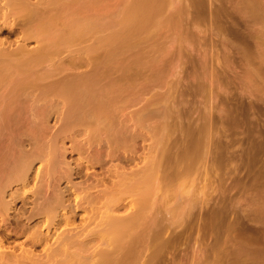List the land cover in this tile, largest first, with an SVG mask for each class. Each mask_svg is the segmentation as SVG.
Segmentation results:
<instances>
[{
	"label": "rangeland",
	"instance_id": "obj_1",
	"mask_svg": "<svg viewBox=\"0 0 264 264\" xmlns=\"http://www.w3.org/2000/svg\"><path fill=\"white\" fill-rule=\"evenodd\" d=\"M263 14L264 0H0V171L3 170L6 173H10L12 169L15 171L19 168L18 165H20L23 157L21 147L32 152L38 150V153L39 150H42L41 152L48 150L47 154L44 153L43 159L39 158L40 161L37 159L34 162V165L30 168L28 177L24 178L25 180L22 179L24 181L20 179L15 182L13 181L14 183L11 182L12 180L4 182L7 184L11 182L8 189L6 188V196L8 199L13 197L11 199L14 200L11 204V211H8V216H4L5 224L1 220L2 217H0V237L3 240L4 246H6L5 248L10 251L12 249L16 254H20L23 248H31L32 258L35 259L37 255L34 264H43V258H48L44 255L47 251L50 252V254L47 253L49 255L48 264H95V260L103 258L100 254L105 251L104 247H106L105 244L107 243L105 238L108 237V235L104 237V233L110 231H105L102 229L103 227L97 226L103 220L105 222V209L103 206L100 208L103 205L101 204L103 200L92 195V197L87 198H92L90 201L94 204L90 202L89 206V200L85 198L88 200V203L85 200V202L81 203L80 208L76 207L74 198L75 192L77 193L78 189L72 193L67 187L69 182L67 183V180L62 177L59 180L57 178L59 175H56L54 171L57 157H59L58 152L55 150H63L64 148V150H68L66 160L67 162L69 161V165L74 169L70 183L78 186L82 181L81 185H84L85 183L88 184L89 181H94L96 177L102 176L106 180L104 182L108 184L112 178L114 179V175H109V177L107 174L106 169L109 166V161L102 158L105 155L104 150H115V146L118 148L116 150H122L124 147L134 150L135 147V150L139 151L135 157H139L137 158L138 160L142 158V160L140 162V160L136 159L137 163L136 161H131L130 163L133 166L143 165L142 162L146 160L143 158L146 151L143 152L142 150H147V147L149 149L150 145L148 146V144H152V134L156 133L155 135L157 136L158 129L162 127V124L159 125L158 122L162 123L163 121L164 124L162 117L164 114V110H162L163 106H160V104L154 105L153 103L163 96L161 100L164 99V101L175 96L176 99L178 98L176 102L181 104V109L193 106L192 108L197 110L194 112V117H198L197 119L199 117L203 118V116H200L202 113V115H205V118H200V121L195 120V123L183 120L185 132L182 129L181 132L183 131L184 134L180 130L177 133H173L174 136L172 138L178 143L176 147L175 144L170 150H175L176 148L177 150H186L184 147H187L189 151L198 150L200 154L204 153L202 156L204 159L206 158L205 160L203 159L206 163L205 165H208V168L210 166L208 171L210 170L209 172H211L212 170L211 174L215 173V175L217 174V176L225 178L222 180L224 182H222L218 180L219 177L217 178L214 175V178L212 175L214 179L212 180L216 182L214 183L216 190L215 193L212 192V199L209 200L204 209L199 211L200 213H198V210L202 204L199 200H194L193 202L188 197H183L182 201L179 198H177V201L175 199L176 203L173 202V206L175 207L172 208L169 220L172 224H170L166 232L162 233L163 235L160 234L163 239L169 237L168 241H165V239L161 240V245L159 246L160 248L161 246L167 247L166 251L165 249L164 251L166 253L168 251L166 257L168 259H165V262L159 259V261H155V264H264V116L258 108L248 110L249 115L252 112L254 121L250 118L251 115H246L248 113L244 112L245 110L234 109V106H231L232 108L229 107L231 104L228 106L229 109H234L237 113L238 111H240L239 113L243 112L244 115L235 114L231 109L225 112V106L227 105L220 102L221 100L224 101V95L229 90L235 96L237 92L239 93L238 89L245 86H241L243 82L240 84V79H237V76L241 73L240 70L243 67V61L240 60L247 56L244 46L246 41L241 39L240 32H236L238 29L242 30L244 28L243 30L245 31L242 30V32L250 36L249 34L255 30L256 24L259 22L261 15L264 16ZM236 24H239V26H234ZM231 29L233 33L235 32L234 34L231 33ZM235 34L238 35L233 37ZM231 35L233 36L230 37ZM251 36L254 37V32ZM225 38L230 42L225 41ZM240 39L244 40V43ZM66 42L67 44H65ZM224 42L228 45L230 44L231 50H229L230 47H227L228 45L226 46ZM233 42L235 50L232 48ZM220 43L222 46L219 45ZM63 44L66 50L62 47ZM239 44L244 47L245 52L244 50L241 51L240 46L238 47L241 50L237 47ZM57 52L59 53L57 54ZM244 53L246 56L242 55ZM52 54L54 55L52 56ZM216 54L219 57L218 60L216 59ZM223 54H228V61L232 60V65H235L234 63L237 65L235 67L231 65L233 67L231 68L230 64H228L229 67H227V70L228 68L232 69L228 71V74L233 78L232 81L234 80L233 82L235 83L230 87H225V83L221 86L223 84L222 76L220 77V80H222L221 85H217L215 82L213 84L210 79L211 77H209V71L212 69L211 66L219 70L224 67V61L227 56H221ZM42 55H48L46 57L51 55L50 57L56 60L52 61L48 58L39 59V56ZM204 60L205 64L203 63ZM239 62L241 63L240 65ZM215 65L216 67H214ZM240 67L241 69H239ZM53 69H57L60 74L57 76L56 71L48 76L49 72H52ZM189 81L191 82L189 83ZM208 83H212V85ZM200 86H202V89ZM218 86H221L224 90L227 89L225 93L223 90L220 92L221 87ZM168 87L170 88L167 89ZM208 87H214V90L212 91ZM27 88L29 90H26ZM215 88H220V91L218 89L215 91ZM173 90H176V92L174 93ZM209 90L217 92L220 97L219 99L217 98L218 101H210L212 105H209V101H207L209 104L206 101L207 104H205L204 98L201 96L204 95L205 97V92L207 96ZM248 90L246 89V91ZM27 91H29L30 95L26 93ZM33 91L36 94L32 93ZM230 91L228 93H231ZM42 92L44 94L49 93L43 96ZM167 92L171 95L170 97H168ZM149 93H152L151 96L148 95ZM166 95L167 99H165ZM234 96L232 97L236 99V96ZM36 97L44 101L36 100ZM144 99L146 101L149 99L148 103L151 105V109L147 107L149 104L147 106L144 104L146 102ZM164 101H160V103L162 104ZM232 104H234V101ZM120 106L124 112H122ZM209 106H212L214 110L210 109ZM126 108L129 109L126 110ZM216 109L219 111H217V114H219L217 116L216 113L209 112V110L216 112ZM116 110L122 114L124 113L123 117H125V114L130 118L137 117L138 121L135 120L136 122H141L143 118H151L150 120L153 122L154 118L156 120L160 116L161 119L159 117L156 123L160 127L158 126L157 131L152 132V134H149L150 132H146L147 134L145 132H137L136 134V132L127 131L128 125L132 124L134 120L132 119V122L129 118L130 123L123 125L122 123L126 122L125 118L122 117V114L119 116ZM141 110H143L142 113H140ZM221 110H225V116L222 114L224 118L221 117V113H223ZM258 110L260 113L257 112ZM50 111L53 112L51 113ZM136 112L138 116L135 114ZM196 112L199 113L197 114ZM256 112L258 117L255 116ZM208 114H210L209 118ZM260 114L263 117L259 118ZM211 115L216 116L213 118L214 120L210 119ZM116 116L119 117L117 118ZM245 117L252 119L254 126L249 119L246 122ZM216 118L221 119L217 120ZM150 120H145L148 122H145L144 126L146 124V126L151 125L152 127V124L149 123ZM84 123L88 125L84 126L86 127L84 128V132L83 130L77 132L76 129L79 127L76 128L74 126ZM98 123H101V125H97V129L100 126V131H104L103 133L106 134L101 133L104 136L103 144L101 142V144L98 143L99 141L96 142L98 140L95 138L97 137L95 136L96 133H98L96 132V126H94L96 129L95 135L94 131L92 132L93 137L86 132L92 129L89 124L96 125ZM192 123L193 125L200 123V128L198 129V124V126L196 125L197 127H192L197 130L189 128L190 125L192 126ZM248 125L253 127V131L248 129L251 126L246 127ZM113 126L116 130L113 129ZM122 126L125 127L122 128ZM130 126L129 129L132 128V125ZM72 127H74L75 131ZM155 127L157 126L154 125L152 128L156 130ZM245 127L249 131L244 129ZM124 128H127L126 131ZM192 130L195 131L193 132ZM198 130L204 132H199ZM160 131H158L159 135L157 137L161 135ZM131 138H133V141ZM172 138L171 141L173 140ZM176 138L178 140L182 139V142L177 141ZM155 139L153 138V142H155ZM90 140H94L95 142H91ZM108 140L113 141V143L108 144L110 142ZM84 141L87 142L83 146ZM89 141L93 145H89ZM132 145L133 148L131 149ZM86 146L91 147L87 149ZM102 148L104 149L102 150ZM83 149L86 151L83 152ZM50 150V155H48ZM80 150L84 157H93V160L96 157V161L101 157V154L102 157L100 159L102 160L100 161L99 159V162L94 160L93 165L82 164L80 166V163L77 161ZM115 158L114 161L117 162L124 163L126 161L121 155ZM212 160L213 166H219L218 168L221 171H218L217 168V171L213 172ZM130 163L129 165L132 166ZM225 169L229 170L227 171L228 173L230 172L229 179V174L228 176L226 175ZM222 171L225 173V176ZM219 172L220 175H218ZM221 173H223L222 176L224 177L221 176ZM48 174L49 176H47ZM225 180L232 186L230 194H228L230 189L225 188V191L222 187L223 184H220L222 182L225 184V187L230 188L228 184L226 186ZM217 181H220V183H217ZM56 184H59L60 190L64 191H62V195H64L62 197H65L63 199L66 207L64 209L57 208V210L55 208V212L53 210L51 213L48 211L45 213L44 208L41 209V207H44L43 205H46L50 201H45V198L51 199L53 196V190H51L53 188L48 186ZM233 184L235 185L234 187ZM217 190H220V193L222 190V194L227 193L229 196L226 194L221 197L222 194L217 193ZM94 192L97 193V191ZM94 192L92 194H95ZM6 196L5 198L7 199ZM229 197L231 198L228 200ZM82 204H85V206H82ZM81 207L86 208L83 209ZM40 209L43 211H40ZM99 209L100 211L98 212ZM122 210L120 209L118 212ZM190 210L192 211L190 212ZM196 210V214L192 215ZM46 215L53 218H51L52 222H50L48 227L51 234L48 237L50 240H48V244L45 241L47 239L45 238L44 240L43 237L47 232V227L44 225V217ZM92 216L93 218H91ZM18 217L20 219H17ZM85 222L89 223L85 224ZM24 224L28 226V228H25V231L22 230L25 227L23 226ZM86 225H89V228ZM192 225L193 228H191ZM94 226L98 228L96 227L95 229ZM197 226L200 230L199 235L201 239L198 244H194V237L198 232L196 230ZM90 229H94L96 233L99 231L100 234H98L99 232L97 233L99 236L97 234L89 236L87 231ZM69 231L70 235H74L75 238L72 237V241L70 239L68 243L66 240L61 245L59 239H66ZM79 231L81 232L78 236L77 232L79 233ZM27 233L30 234V237L35 235L36 242L32 238H28L29 234ZM53 233L58 235V239ZM64 233L66 234L63 235ZM100 235L103 236L101 237ZM37 237L40 240L43 237V240L40 242L38 241L39 239L37 240ZM50 237L54 238L51 239ZM162 237L159 238L161 239ZM31 239L34 243L30 241ZM162 242H165V245H162L164 244ZM47 246L49 249H47ZM40 258L43 261L39 260ZM1 260L0 264L6 263L5 260ZM101 261L103 260L97 261L96 264H102L103 262L101 263Z\"/></svg>",
	"mask_w": 264,
	"mask_h": 264
},
{
	"label": "bare ground",
	"instance_id": "obj_2",
	"mask_svg": "<svg viewBox=\"0 0 264 264\" xmlns=\"http://www.w3.org/2000/svg\"><path fill=\"white\" fill-rule=\"evenodd\" d=\"M215 15V14H214ZM264 15V14H263ZM259 16H260V14H259ZM259 16H257V17H259ZM262 18H264V16H262L261 15V17H260V19L259 18H257V19H259V22L256 24V27H255V30L253 31L254 32V37H252L251 35H252V33L251 34H249L250 36H247V34H245V32L243 33L242 32V30L244 29L243 27V29L242 30H240V29H236L237 30V32L236 33H238V32H240V35L242 36V38L241 39H244L245 41H246V44L244 45V44H242V43H244V40H241V42L242 43H240L241 45H244L245 46V48H246V52H245V49H244V47H242V46H240V44L239 45H237V47L238 46H240V48L242 49H240L239 47V49L241 50V51H243L244 50V52L245 53H247V56H246V54L244 53V54H242V55H245L246 56V58L244 57V58H242V60H240V61H243L242 62V70H240L241 71V73H239V75L236 77L237 79H240V81H239V83L241 84L242 82V84H241V86H243V85H245V86H243L244 88H241V89H243L242 90V92H240L241 91V89H238L239 90V93L237 94L236 92H234V93H236L237 95H238V97H237V95L235 94V96H236V99H234L232 96H234V94L232 93V91H230L229 89V91L231 92V93H228V92H226L225 93V91L227 90H224V89H222V87L221 86H223L224 85V83H225V87H230V86H232V84H235L233 81H232V77L231 76H229V72L228 71H230V69L231 68H233L232 66H234L235 67V65H236V63H234L235 65H232V60L230 61H228V57L229 56H227V55H224L225 53H224V51H223V55H221V56H227L226 58H225V61H224V63L226 64V66H225V64L222 66L220 63H218V64H220L223 68L222 69H220V70H222L221 72H220V70L217 68H213V66H211L212 67V69L209 71L210 72V75H209V77H211L210 79H211V81H212V83L213 84H217V85H221V81L222 80H220V77L222 76L223 78H221V79H223V84L221 85V86H218V87H221V91H220V88H215V91H217L216 89H218V91H220V92H222V90L224 91V93H225V95H224V101H222L221 99V101L220 102H223L225 105H227V106H225V110H221V111H223V113H221V117H223V115H224V111L225 112H228V110H230L232 107L231 106H234L235 108L234 109H241V111H243V110H245L244 112H247L248 113V110H251V109H253L254 110V108H258L259 110H261L262 111V113H263V116H264V19H262ZM247 23H248V21H247ZM220 25V24H219ZM232 25V24H231ZM230 26V25H229ZM234 26H239V24H236V25H234ZM216 27H218V26H216ZM220 27V26H219ZM218 27V28H219ZM231 28V27H230ZM234 28H236V27H234ZM229 29V28H228ZM220 30V29H219ZM230 30V29H229ZM234 30V29H233ZM231 31H232V29H231ZM230 31V32H231ZM235 31V30H234ZM243 31H245V30H243ZM216 32V31H215ZM241 32H242V34H241ZM249 32H251V31H249ZM218 33V32H217ZM231 33H233V31L231 32ZM235 33V32H234ZM233 33V34H234ZM247 33V32H246ZM223 34V33H222ZM225 35V34H224ZM236 35H238V34H235L234 36L233 35H231L230 37H235ZM219 36V35H218ZM239 37V36H238ZM220 38V37H219ZM27 39H28V36H27ZM26 39V40H27ZM226 40L225 41H227V38H225ZM230 40V39H229ZM25 41V40H24ZM221 41V40H220ZM236 41V40H235ZM239 41V40H238ZM64 42V41H63ZM63 42H61V43H63ZM68 42V41H67ZM67 42L65 43V44H67ZM71 42V41H70ZM69 42V43H70ZM228 42V41H227ZM230 42V41H229ZM228 42V43H229ZM61 43H58V44H61ZM225 43V42H224ZM233 44H234V42L232 43V48L234 49V47H233ZM219 45H221V43L219 44ZM224 45V44H223ZM225 45L227 46L228 44H226L225 43ZM230 45V44H229ZM227 46V47H230V46ZM235 45V44H234ZM68 46V45H67ZM214 46V45H213ZM218 46V45H217ZM222 46V45H221ZM225 46V47H226ZM62 47H64V44H63V46ZM70 47H72V46H70ZM210 47V46H209ZM224 47V48H225ZM226 47V48H227ZM61 48V47H60ZM67 48V47H66ZM225 48V49H226ZM59 49V48H58ZM57 49V50H58ZM207 49V48H206ZM223 49V48H222ZM62 50H63V48H62ZM64 50H66L65 49V47H64ZM216 50V49H215ZM220 50V49H219ZM229 50H231V47L229 48ZM235 50V49H234ZM59 52H57V54H58ZM209 53H210V51H209ZM208 53V54H209ZM243 53V52H242ZM49 55V54H48ZM48 55H42V56H39V59L40 58H48L49 60H52V61H55L54 59H53V57H46V56H48ZM54 54H52V56H53ZM211 55V54H210ZM241 55V56H242ZM216 56H217V58L216 57H214V58H216L217 60L219 59V57H218V55L216 54ZM240 56V57H241ZM211 57V56H210ZM213 57V56H212ZM238 57V56H237ZM87 58V57H86ZM205 58V57H204ZM224 58V57H223ZM231 58V57H230ZM79 59H80V57H79ZM85 59V58H84ZM208 59V58H207ZM245 61H244V60ZM83 60V59H82ZM214 61H215V59H213ZM222 61V62H223ZM207 62V61H206ZM210 62V61H209ZM216 62V61H215ZM217 62H220V61H217ZM229 62H231V63H229ZM236 62V61H235ZM69 63V62H68ZM203 63L205 64V60L203 61ZM214 63V62H213ZM70 64V63H69ZM207 64H208V62H207ZM216 64V63H215ZM228 64H230V67L231 68H228V70H227V67H229V65ZM241 63L239 62V65H240ZM219 65V66H220ZM228 65V66H227ZM232 65V66H231ZM238 65V66H239ZM206 66V65H205ZM220 66V67H221ZM237 66V65H236ZM214 67H216V65L214 66ZM54 68H55V66H54ZM208 68V67H207ZM243 68H244V70H243ZM59 69V68H58ZM236 69V68H235ZM239 69H241V67L239 68ZM50 71H51V69H49ZM55 69H53L52 70V72H49L50 74H48V76L49 75H52V73L53 72H56L57 71V69L54 71ZM232 70V69H231ZM237 71H238V69H237ZM237 71H235V72H237ZM45 72V71H44ZM61 72V71H60ZM233 72H234V69H233ZM239 72V71H238ZM55 74V73H54ZM53 74V75H54ZM57 76H58V74H60L58 71H57ZM61 74H62V72H61ZM46 75H47V73H46ZM46 75H44V76H46ZM47 76V77H48ZM61 77V76H60ZM208 77V76H207ZM58 78V77H57ZM173 78V77H172ZM55 79V78H54ZM210 81V80H209ZM177 82V81H176ZM191 81H189V83H190ZM215 82V83H214ZM233 82V83H232ZM27 83H28V81H27ZM151 83V82H150ZM188 83V84H189ZM212 83H210L211 85H212ZM237 83V82H236ZM238 83V84H239ZM53 84H56V83H53ZM209 84V83H208ZM209 84V85H210ZM35 85H36V83H35ZM193 85V84H192ZM32 87H33V85H31ZM37 86V85H36ZM55 86V85H54ZM58 86V85H57ZM199 86V85H198ZM197 86V87H198ZM234 86V85H233ZM240 86V87H241ZM26 87V86H25ZM28 87H30V85H28ZM156 87V86H155ZM166 87V86H165ZM190 87V86H189ZM192 87H194V86H192ZM196 87V88H197ZM203 87H204V85H203ZM217 87V86H216ZM246 87V88H245ZM248 87V88H247ZM24 88V87H23ZM31 88V87H30ZM36 88V87H35ZM170 87H168L167 89H169ZM191 88V87H190ZM189 88V89H190ZM200 88L202 89V86H200ZM200 88H198V89H200ZM208 88H210V87H208ZM213 88V89H212ZM212 88H210L212 91L214 90V87H212ZM32 89V88H31ZM36 89H38V88H36ZM197 89V90H198ZM206 90H207V88H205ZM246 89H249L248 91H246ZM25 90V89H24ZM26 90H29V88H27ZM40 90V89H39ZM51 90V89H50ZM57 90V89H56ZM61 90V89H60ZM151 90V89H150ZM150 90H149V92H150ZM194 90H195V88H194ZM203 90H204V88H203ZM237 90V91H238ZM152 92H153V90H151ZM169 91V90H168ZM174 91V90H173ZM172 91V92H173ZM202 91V90H201ZM211 92L210 90L207 92V96H206V92L204 93L205 94V97H204V95H201V96H203V98H204V102L206 101H209V105H212L211 104V102L213 101V102H215L216 100L218 101V99L220 98L219 97V94L217 93V92ZM244 91V92H243ZM29 91H27L26 93L27 94H29L30 95V93H28ZM44 92V91H43ZM42 92V95L44 96V95H48V93L49 92H47V93H43ZM51 92V91H50ZM146 92V91H145ZM176 92V90L174 91V93ZM204 92V91H203ZM203 92H201V93H203ZM21 93V92H20ZM32 93H35L34 91L32 92ZM163 93V92H162ZM168 94L167 95H169V92H167ZM173 93V94H174ZM24 94V93H23ZM36 94V93H35ZM116 94V93H115ZM143 94V93H142ZM152 94V93H151ZM151 94L149 93L148 95L149 96H151ZM157 94V93H156ZM194 94V93H193ZM28 95V97L29 98H31L30 96ZM50 96H51V94H49ZM120 95V94H119ZM133 95H134V93H133ZM158 95V94H157ZM165 95V94H164ZM167 95L165 96V99H167L166 97H167ZM56 96V95H55ZM153 96V95H152ZM163 96V95H162ZM171 95H169L168 97H170ZM181 96V95H180ZM197 96V95H196ZM200 96V97H201ZM221 96V95H220ZM234 96V97H235ZM27 97V96H26ZM37 97H39L38 95H37ZM37 97H36V100H42V99H37ZM53 97H54V95H53ZM52 97V98H53ZM117 97V96H116ZM133 97V96H132ZM155 97V96H154ZM159 97V96H158ZM164 97V96H163ZM163 97H161V99L163 98ZM198 97H199V94H198ZM44 98V97H43ZM45 98H46V96H45ZM149 98V97H148ZM192 98V97H191ZM218 98V99H217ZM33 99H35V98H33ZM124 99H126V98H124ZM145 99H146V97H145ZM144 99V100H145ZM155 99V98H154ZM161 99H159V100H157V102H155V103H153L154 105L156 104H160V106L162 105L163 106V108H162V110H164V114H163V119H164V124H163V121H162V123H160V122H158L159 123V125L160 124H162V127H160L159 125H157L156 123H157V119H159V117L160 116H158V118L155 120V118H154V120L156 121H154L153 120V122H154V124H153V122H151V118L150 119H145V118H143V120L141 121L140 119H139V121H141V122H136L135 120H137L138 121V118L135 116V114L137 115V112L134 114V116L137 118H133V117H127L128 115L127 114H125V117H123V114L121 113V112H119L118 110H116V111H118L117 112V114H119V116H120V114H122V117L123 118H125V123L123 122L122 124L124 125H127V124H129L130 123V119L132 120H134V122H133V120H132V124L130 123L129 125H128V130L127 131H132V132H136V134H137V132L138 133H143V132H150L149 134H152V132H155V131H157V129H158V131L159 130H161L160 132H161V135L159 136V137H157L158 135H159V132L157 131V136L155 135V134H152V137H151V141H152V144L151 143H149L148 144V146H149V149H148V147H147V150H142L143 152H145V155H144V162H142L143 163V165L141 164V165H138V166H133L130 162L131 161H136V159L137 158H139V157H135L137 154H138V152L139 151H137V150H135V147H134V150L132 149L133 148V145H132V147H131V149L132 150H129L128 148H126V147H124V148H122V150H116V146L114 147L115 148V150H104L105 151V155H103V157H102V155L100 154V156L102 157V158H104V159H108L107 161H109V166H107V169H106V171H107V174H108V176L109 175H114V179L112 178L111 179V181H110V183H108L107 184V182H104V181H106V180H104V178L102 177V176H100V177H94L95 179H94V181H89V183L88 184H82L81 185V183H82V181H81V183H80V185H78V186H76V185H74V184H72V183H70V179L72 178V176H73V171H74V169H72L71 168V166L69 165L70 163H69V161L67 162V160H66V154L68 153V150H55V151H57L58 153V156L59 157H57V161H56V165H55V173H56V175L58 174L59 175V177H57V178H59V180H60V178L62 177V178H65L66 180H67V187H68V189H70V191L72 192V193H74V191H77V189H78V191H77V193L75 192V198H74V201H75V205H76V207L77 208H80V205H81V203L82 202H85V200L87 201V203H88V200H89V206H90V204L92 203V201H90V200H92V198H87V197H92V195H94V196H96V198H99V199H101V200H103V203H101V204H103V205H101L100 206V208L103 206L104 207V211H105V222H104V220L99 224V225H97V226H101L100 228H102V229H104L105 231L106 230H110L107 234L106 233H104L105 235H104V237L106 236V235H108V237L107 238H105L107 241V243L105 244L106 245V247H104V249H105V251L104 252H102L101 254H100V256L101 257H103V258H101L100 260H103V261H101V263L102 264H139L140 262L142 263V264H155V261L157 262V261H159V259H160V261H162L163 260V262H165L164 260L166 259V257H167V255H168V251H167V253L165 252L166 251V246H165V248L164 247H162L161 246V248L159 247L160 245H161V240H164L163 239V237H162V233H164V232H166V230L169 228V226H170V224H172L171 223V221H169L170 220V213H171V211H172V208L173 207H175V206H173V202H175L176 203V201L178 200L177 198H179V200H181L182 201V199H184L185 197H188L189 198V200L190 199H192V201L194 202V200H199L200 202H201V204L202 205H200L199 206V210H198V213H200L199 211L200 210H202V209H204L205 208V205H207L208 204V202H209V200L210 199H212L211 197V195L213 194V193H215V187L216 186H214V183H216V182H214L213 180V178H212V175L214 176L215 175V173L213 174H211V172H212V170H211V172H209L208 171V169H210V166H209V168L205 165L206 163H205V159L203 158V154H200L199 153V151L198 150H194V151H192V150H187V147H184V149L186 148V150H177V148L175 149V147L177 146V143L178 142H176V140L174 139V138H172V136H174V134L173 133H177V131H179L180 130V132H181V130L183 129V120L184 121H186L187 120V122H188V120H189V123L192 121L193 123H195L197 120H199L201 117H199V119H197L198 117H194V115H195V111H197V110H195V109H193L192 107L193 106H191V107H187V108H184V109H181V104L180 103H177L176 102V100L178 99H176L175 98V96H172L170 99L168 98L166 101H164V99L163 100H161ZM183 99V98H182ZM190 99V98H189ZM200 99V98H199ZM212 99V100H211ZM15 100V99H14ZM31 100H32V98H31ZM36 100H34V101H36ZM48 100V99H47ZM143 100V101H144ZM149 100V99H148ZM148 100L146 101L147 102V104H146V102H144V104L147 106L149 103H148ZM156 100V99H155ZM187 100V99H186ZM25 101V100H24ZM42 101H44V100H42ZM121 101V100H120ZM138 101V100H137ZM154 101V100H153ZM160 101H164L162 104L160 103ZM184 101V100H183ZM189 101V100H188ZM187 101V102H188ZM195 101V100H194ZM199 101V100H198ZM211 101V102H210ZM233 101H234V104H232L233 103ZM32 102V101H31ZM36 102H38V101H36ZM124 102V101H123ZM140 102V101H139ZM179 102V101H178ZM181 102V101H180ZM189 102H192V101H189ZM205 102V104H207ZM219 102V103H220ZM18 103V102H17ZM24 103V102H23ZM133 103V102H132ZM141 103V102H140ZM139 103V104H140ZM143 103V102H142ZM182 103V102H181ZM27 104V103H26ZM25 104V105H26ZM39 104V103H38ZM47 104H48V102H47ZM131 104V103H130ZM137 104V103H136ZM143 104V105H144ZM184 104H186V103H184ZM199 104V103H198ZM215 104V103H214ZM218 104V103H217ZM231 104V105H230ZM29 105V104H28ZM33 105H34V103H33ZM42 105V104H41ZM44 105V104H43ZM113 106H114V104H112ZM117 105V104H116ZM128 105H129V103H128ZM142 105V104H141ZM191 105V104H190ZM230 105V106H229ZM47 106V105H46ZM134 106V105H133ZM153 106V105H152ZM200 106V105H199ZM208 106V105H207ZM214 106V105H213ZM219 106V105H218ZM231 107L230 109H229V107ZM32 107V106H31ZM34 107H35V105H34ZM116 107V106H115ZM121 107V106H120ZM124 107V106H123ZM148 108L150 107V109H151V105L149 104L148 106H147ZM147 107H146V110H147ZM157 107V106H156ZM210 107V106H209ZM209 107H208V109H209ZM228 107V109H226ZM28 108V107H27ZM130 108V107H129ZM128 108V109H129ZM196 108V107H195ZM39 109H40V107H39ZM53 109V108H52ZM116 109H118L117 107H116ZM121 109H122V107H121ZM127 108H126V110H128ZM142 109V108H141ZM145 109V108H144ZM143 109V110H144ZM158 109H159V105H158ZM210 109H212V110H214L213 109V107L211 106L210 107ZM234 109H231L232 111H234ZM111 110V109H110ZM133 110V109H132ZM131 110V111H132ZM137 110V109H136ZM135 110V111H136ZM143 110H141V112L140 113H142V111ZM161 110V109H160ZM259 110L257 111L258 113H260L259 112ZM33 111V110H32ZM41 111V110H40ZM116 111H115V113H116ZM134 111V110H133ZM153 111V110H152ZM157 111V110H156ZM216 112H212V111H210L209 110V112L210 113H216V116L217 115H219V114H217L219 111L216 109L215 110ZM218 111V112H217ZM231 111V112H232ZM256 111V110H255ZM48 112V111H47ZM51 112V111H50ZM53 112V111H52ZM51 112V113H52ZM122 112H124V110L122 109ZM149 112V111H148ZM208 112V113H209ZM235 112V111H234ZM240 111H238V113H239ZM257 112L255 113V116L256 117H258V114H257ZM134 113V112H133ZM197 113V112H196ZM199 113V112H198ZM197 113V114H198ZM230 113V112H229ZM233 113V112H232ZM237 112H235V114H238ZM93 114V113H92ZM91 114V115H92ZM130 114V113H129ZM162 114V113H161ZM160 114V115H161ZM223 114V115H222ZM240 115L241 114H243V112L242 113H239ZM246 114V113H245ZM43 115V114H42ZM49 115V114H48ZM90 115V116H91ZM116 115V114H115ZM127 115V116H126ZM143 115V114H142ZM150 115V114H149ZM209 115L210 114H208V118H209ZM231 115V114H230ZM244 115V114H243ZM242 115V116H243ZM246 115H249V113L248 114H246ZM251 117L250 118H252V117H254L253 116V114H252V112H251ZM249 115V116H250ZM94 117H95V115H93ZM118 116V117H119ZM131 116V115H130ZM133 116V115H132ZM138 116V115H137ZM140 116V115H139ZM156 116V115H155ZM196 116H199V115H196ZM200 116H203V118H205V115H202V113L200 114ZM212 116V115H211ZM215 115L214 116H212V117H210V119L212 118H215L216 117ZM225 116V115H224ZM235 116V115H234ZM248 116V117H249ZM262 116V114H260L259 115V118ZM262 116V117H263ZM112 117V116H111ZM117 117V116H116ZM117 117V118H118ZM149 117V116H148ZM152 117V116H151ZM219 117V116H218ZM247 117V116H246ZM245 117V118H246ZM38 118V117H37ZM114 118V117H113ZM121 118V117H120ZM130 118V119H129ZM203 118H201V119H203ZM207 118V119H208ZM224 118V117H223ZM222 118V119H223ZM250 118H246L245 119V121L247 120V119H249V121L251 122V124L254 126V121H255V119H250ZM90 119H91V117H90ZM94 119H96V118H94ZM128 119V120H127ZM142 119V118H141ZM160 119H161V117H160ZM211 119V120H212ZM217 119V118H216ZM218 119H221V118H218ZM217 119V120H218ZM38 120V119H37ZM40 120V119H39ZM85 120V119H84ZM97 120V119H96ZM115 120V119H114ZM120 120V119H119ZM145 120H150V124H152V127L155 125V126H157V127H155V129L156 130H154V128H152L151 127V125L149 126L148 124V126H146V124H145V126H144V123L146 122H148V121H145ZM196 120V121H195ZM214 120V119H213ZM224 120V119H223ZM231 120V119H230ZM74 121V120H73ZM90 121V120H89ZM121 121V120H120ZM127 121H129L128 123H127ZM200 121V120H199ZM238 121V120H237ZM143 122V123H142ZM222 122V121H221ZM247 122V121H246ZM250 122H248V123H250ZM48 123V122H47ZM83 123V122H82ZM86 123V122H85ZM85 123L84 124H79V126L78 125H75L74 127H79V128H77L76 130H77V132L78 131H81V130H83V132H84V128H86V127H84V126H88V125H85ZM108 123V122H107ZM110 123V122H109ZM121 123V122H120ZM188 123V124H189ZM193 123H192V126L190 125L189 126V128H192V127H197L200 123H196V125H193ZM206 123V122H205ZM215 123V122H214ZM245 123V122H244ZM257 123V122H256ZM255 123V125H257ZM73 124V123H72ZM87 124V123H86ZM121 124V125H122ZM204 124V123H203ZM213 124V123H212ZM247 124V123H246ZM93 124H89V126H91V128L93 129H91L90 130V128H88L90 131H86V129H85V131L87 132V133H89V134H91V137H93L92 135V132L94 133V135H95V130L97 129V125H101V123L99 124H96V125H93ZM130 125H132V128L131 129H129L131 126ZM209 125H211V124H209ZM215 125V124H214ZM69 126V125H68ZM94 126H96V129L94 128ZM159 126V127H158ZM202 126H204V125H202ZM219 126V125H218ZM249 126H251V125H248V126H246L247 128L249 127ZM74 127H72L73 129H74ZM99 128L97 129V130H99V131H97L96 130V132H98V133H96V135L95 136H97V137H95V138H97L98 140L96 141V142H98V143H102V141L104 142V136L102 135V134H105V133H103V132H101L100 131V126H98ZM102 127H103V123H102ZM107 127V126H106ZM105 127V128H106ZM123 127H125V126H122V128ZM149 127H151L152 128V130H150L151 128H149ZM246 127L244 128V129H246ZM71 128V129H72ZM200 128V125H199V127H198V129ZM213 128V127H212ZM253 127L251 126L250 128H248V129H250V131L252 130L253 131V129H252ZM256 128V127H255ZM258 128V127H257ZM113 129H114V126H113ZM112 129V130H113ZM125 129V128H124ZM127 129V128H126ZM126 129H125V131H126ZM192 129H196V128H192ZM214 129H216V128H214ZM239 129V128H238ZM106 130V129H105ZM111 130V131H112ZM114 130H116V129H114ZM150 130V131H149ZM184 130V129H183ZM189 130V129H188ZM197 130V129H196ZM204 130V129H203ZM210 130V129H209ZM230 130V129H229ZM240 130V129H239ZM247 130V129H246ZM255 130H257V129H255ZM74 131H75V129H74ZM122 131H124V130H122ZM187 131V130H186ZM193 131V130H192ZM195 131V130H194ZM193 131V132H194ZM199 131V130H198ZM201 132H204V131H202V130H200ZM199 131V132H200ZM207 131V130H206ZM205 131V132H206ZM219 131V130H218ZM245 131V130H244ZM247 131H249V130H247ZM85 132V133H86ZM91 132V133H90ZM184 132H185V130H184ZM188 132V131H187ZM189 132H190V130H189ZM198 132V133H199ZM208 132H210V131H208ZM258 133H259V131H257ZM67 133H69V132H67ZM75 133V132H74ZM102 133V134H101ZM122 133V132H121ZM179 133V132H178ZM182 134H184L183 133V131L181 132ZM190 133H192V132H190ZM195 133H197V132H195ZM197 133V134H198ZM207 133V132H206ZM255 133H256V131H255ZM61 134V133H60ZM88 134V135H89ZM130 134H131V132H130ZM147 134V133H146ZM148 134V135H149ZM201 134V133H200ZM209 134V133H208ZM214 134V133H213ZM66 135V134H65ZM77 135H78V133H77ZM83 135L84 136H86L84 133H83ZM106 135V134H105ZM131 135H133V134H131ZM145 135V134H144ZM143 135V136H144ZM188 135V134H187ZM192 135V134H191ZM73 136H76V135H73ZM122 136V135H121ZM138 136V135H137ZM141 136V135H140ZM156 137V139H155V137ZM175 136H176V134H175ZM211 137H212V135H210ZM210 136H208L209 138H210ZM90 137V138H91ZM112 137V136H111ZM126 137V136H125ZM136 137V136H135ZM148 137V136H147ZM74 138V137H73ZM89 138V137H88ZM113 138V137H112ZM128 138H129V136H128ZM153 138L155 139L154 141L155 142H153ZM171 138L173 139V140H175V141H171ZM189 138V137H188ZM196 138V137H195ZM220 138V137H219ZM77 139V138H76ZM75 139V140H76ZM108 139V138H107ZM106 139V140H107ZM135 139V138H134ZM139 139V138H138ZM177 139V138H176ZM193 139V138H192ZM198 139V138H197ZM204 139V138H203ZM78 140V139H77ZM85 140V139H84ZM91 140H92V138H91ZM90 140V141H91ZM95 140V139H94ZM91 141V142H95V141ZM105 140V142H107ZM123 140H126V139H123ZM128 140V139H127ZM131 140L133 141V138H131ZM143 140H145V139H143ZM147 140V139H146ZM182 140V139H181ZM181 140H178L177 139V141H181ZM253 140V139H252ZM89 141V142H90ZM108 141H110V140H108ZM130 141V140H129ZM139 141V140H138ZM184 141V140H183ZM198 141V140H197ZM206 141V140H205ZM22 142V141H21ZM85 142H87V141H84V144H83V146L85 145ZM91 142L90 143H88L89 145L91 144ZM127 142V144L128 145H130L129 143H128V141H126ZM131 142V141H130ZM143 142V141H142ZM182 142V141H181ZM76 143V142H75ZM98 143H97V145H98ZM100 143V144H101ZM111 143H113V141L111 142H109L108 144H111ZM115 143V142H114ZM122 143V142H121ZM132 143V142H131ZM135 143V142H134ZM87 144V145H88ZM96 144V143H95ZM94 144V145H95ZM103 144V143H102ZM106 145H108L107 143H105ZM116 144V143H115ZM127 144H125V145H127ZM138 144V143H137ZM176 144V145H175ZM25 145V144H24ZM23 145V146H24ZM91 145H93V143L91 144ZM105 145V146H106ZM113 145V144H112ZM175 145V147H174V149L175 150H170V149H172L173 148V146ZM179 145H181V144H179ZM100 146V145H99ZM111 146V145H110ZM170 146V147H169ZM87 147V146H86ZM89 147V149H90V147L91 146H88ZM88 147H87V149H88ZM101 147H103V146H101ZM108 147V146H107ZM106 147V148H107ZM172 147V148H171ZM182 147H183V145H182ZM181 147V148H182ZM264 147V146H263ZM105 148V147H104ZM104 148H102V150L104 149ZM120 148H121V146H120ZM38 149V148H37ZM93 149V148H92ZM95 149H97L96 147H95ZM108 149V148H107ZM110 149V148H109ZM118 149V148H117ZM142 149H143V147H142ZM188 149H190V148H188ZM20 150V149H19ZM21 150L23 151V157H22V160H21V162H20V165H18L19 166V168L17 169V170H13L12 168V170L10 171V173L8 172V173H6V172H4L3 170H1L0 171V217H2L1 218V220H2V222L5 224V222H4V216H6L7 214H8V211L11 209V204H12V202H14V200H12L11 198H13V197H11V198H9L8 199V197L6 196V190L8 189V186L11 184V182H15V181H18V180H22V179H24V178H27L28 177V173L30 172V168L34 165V162L38 159L39 160V158H42L43 159V155L45 156V154L44 153H46L47 154V151H44V152H41L40 150H39V153L36 151V152H32V151H30V150H25L24 148H22L21 147ZM84 151L83 152H85L86 150L85 149H83ZM76 151V150H75ZM206 151H208V150H206ZM50 152H51V150L48 152V155H50ZM77 152V151H76ZM81 150L78 152V157H77V161L80 163V166L82 165V164H84V165H93V163H94V160L96 159V157H94L95 159L93 160V157H88L87 158V156H83L82 154H81ZM88 152H90V151H88ZM94 152V151H93ZM98 152H99V150H98ZM212 152V151H211ZM96 153V152H95ZM207 153V152H206ZM55 154V153H54ZM84 154V153H83ZM90 154V153H89ZM98 154V155H99ZM139 154H141V153H139ZM211 154V153H210ZM2 155V154H1ZM118 155H121V157L122 158H124L126 161V163L124 162V163H121L120 161H114V158L115 157H117ZM142 155V154H141ZM141 155H139V156H141ZM207 156H208V154H206ZM205 155V156H206ZM212 155V154H211ZM52 156V155H51ZM55 156H57V155H55ZM97 156V155H96ZM105 156H106V158H105ZM206 156V157H207ZM50 157V156H49ZM53 157V156H52ZM101 157H99V159L101 158ZM211 157V156H210ZM13 158V157H12ZM122 158H120V159H122ZM141 158V157H140ZM228 158V157H227ZM53 159V158H52ZM98 159V160H99ZM116 159V158H115ZM135 159V160H134ZM204 159V160H203ZM208 159H210V158H208ZM214 159H215V157H214ZM231 159V158H230ZM97 160V161H98ZM102 159H100V161H101ZM119 160V159H118ZM138 160V159H137ZM140 160V159H139ZM138 160V161H139ZM141 160H142V158H141ZM141 160H140V162H141ZM40 161V160H39ZM44 161V160H43ZM50 161V160H49ZM51 161H54V160H51ZM96 161V160H95ZM96 161V162H97ZM207 161V160H206ZM208 161H210V160H208ZM96 162H95V164H96ZM99 162V161H98ZM133 162V163H134ZM230 162V161H229ZM128 163V164H127ZM129 163L132 165V166H130L129 165ZM136 163H137V161H136ZM207 164H209V163H207ZM79 165V164H78ZM77 165V166H78ZM83 165V166H84ZM137 165V164H136ZM210 165V164H209ZM214 165V163H213V160H212V166ZM219 165V164H218ZM225 166V165H224ZM227 166H229V165H227ZM14 167H16V166H14ZM216 167V166H215ZM214 166H213V172L214 171H221V169L219 170V166L218 167H216L215 168ZM85 168V167H84ZM87 168V167H86ZM89 168V167H88ZM218 168V169H217ZM226 168V167H225ZM0 169H1V167H0ZM15 169V168H14ZM92 169V168H91ZM211 169H212V167H211ZM217 169V170H216ZM230 169V168H229ZM94 170V169H93ZM226 170V169H225ZM225 170H224V172H225ZM233 170V169H232ZM227 171H229L228 169L226 170V172ZM5 174H4V173ZM38 172V171H37ZM223 172V171H222ZM223 172V173H224ZM225 172V173H226ZM232 172V171H231ZM218 173V172H217ZM223 173H221V176L223 175ZM225 173H224V176H225ZM230 173V172H229ZM228 172H227V176H228V174H229ZM233 173V172H232ZM36 175V174H35ZM218 175H220V172H219V174ZM231 175H233V174H231ZM47 176H49V174L47 175ZM217 178H218V180H220V181H222V180H224V176H222V177H224V178H221L220 176H217V174L215 175ZM215 176H214V178H215ZM234 176H235V174H234ZM110 177V176H109ZM229 177H230V174H229V176H228V179H229ZM213 179V180H212ZM6 180H12L10 183H4ZM25 180V179H24ZM24 180H22V181H24ZM47 180V179H46ZM212 180V181H211ZM26 181H28V180H26ZM220 181H217V183H220ZM13 182V183H14ZM53 182H55V181H53ZM57 182H59L58 180H57ZM83 182H84V180H83ZM222 182H224V181H222ZM220 183V184H223L222 185V187L225 189H230L229 191H228V194H230V191H232L231 190V188H232V186H230L229 184H228V181H226L225 180V182H226V186H227V184L229 185L228 187H230V188H227V187H225V184L224 183ZM230 182V181H229ZM232 182H234V181H232ZM12 183V184H13ZM19 183V182H18ZM74 183V182H73ZM17 184V183H16ZM54 184V183H53ZM43 186V185H42ZM66 186V185H65ZM98 186H101V187H99L98 188ZM235 185L233 184V187H234ZM48 187H51V188H53V189H51V190H53L52 192H53V196L51 197V199H47V198H45V201L46 200H50V201H48L47 203H46V205H43L44 207H41V209L42 208H44L43 210H44V212L46 213L47 211L48 212H53V210H54V212H55V208H56V210H57V208L59 209H64V207H66L65 205H64V199L63 198H65V197H62V196H64V195H62V193L64 192L63 190H60V187H59V184H56V185H49ZM7 188V189H6ZM97 188H98V190H97ZM81 191H80V190ZM226 189H225V191H226ZM63 191V192H62ZM69 191V190H68ZM91 191H97V193H95V194H92L91 193ZM213 192V193H212ZM220 193V190H217V193ZM222 190H221V193H220V195L222 194ZM14 193V192H13ZM19 193V192H18ZM11 194V193H10ZM71 194V193H70ZM227 194V193H226ZM226 194H222V196L221 197H223V195L225 196ZM227 194V195H228ZM5 196L7 197V199L5 198ZM9 196V195H8ZM14 196V195H13ZM93 196V197H94ZM229 196V195H228ZM184 197V198H183ZM85 198H87V199H85ZM95 198V199H96ZM231 197H229L228 198V200L230 199ZM95 199H94V201H95ZM175 199H176V201H175ZM223 199H226V198H223ZM98 200V199H97ZM100 200V201H101ZM16 201V200H15ZM38 201V200H37ZM93 201V202H94ZM187 201V200H186ZM91 202V203H90ZM178 202H180V201H178ZM37 203V202H36ZM35 203V204H36ZM42 203H43V200H42ZM70 204V203H69ZM92 204H94V203H92ZM37 206H39L38 204H37ZM41 206V205H40ZM82 206H85V204L83 205L82 204ZM94 206V205H93ZM87 207V206H86ZM86 207H84V208H86ZM92 207V206H91ZM35 208V207H34ZM37 208V207H36ZM81 208H83V207H81ZM83 208V209H84ZM90 208V207H89ZM2 209V210H1ZM40 209V211H43V210H41ZM92 209V208H91ZM120 209H123L121 212H118V210H120ZM86 210V209H85ZM84 210V211H85ZM93 210H94V208H93ZM11 211V210H10ZM33 211V210H32ZM36 211H37V209H36ZM100 211V209L98 210V212ZM192 210H190V212H191ZM22 212V211H21ZM90 212V211H89ZM196 212H197V210L195 211V212H193L192 213V215L193 214H196ZM37 213V212H36ZM35 213V214H36ZM54 214V213H53ZM93 214H94V212H93ZM97 214V213H96ZM15 215V214H14ZM85 215V214H84ZM8 216V215H7ZM27 216V215H26ZM45 216V215H44ZM64 216V215H63ZM88 217V216H87ZM52 217L51 216H47L46 215V217H44V225L47 227V232L43 235V237H44V240H45V238L47 239V240H45L46 241V244H48V237L49 236H51V234L49 233V230H48V227H49V224H50V222H52L51 220L53 219H51ZM64 218V217H63ZM69 218V217H68ZM85 218H86V215H85ZM85 218H83V220H85ZM91 218H93V216L91 217ZM17 219H20L19 217L17 218ZM23 219H24V217H23ZM28 219V218H27ZM42 219V218H41ZM61 219V218H60ZM59 219V220H60ZM65 220H66V218H64ZM88 219H90V216H89V218ZM87 219V220H88ZM93 220V219H92ZM28 221V220H27ZM91 221V219L89 220V222ZM89 222H85V224H87V223H89ZM1 224V223H0ZM53 224V223H52ZM66 225V224H65ZM72 225V224H71ZM75 225H76V223H75ZM194 225V224H193ZM193 225H192V227L191 228H193ZM3 226V225H2ZM23 226H25V224L23 225ZM44 226V227H45ZM73 226V225H72ZM86 226H88V228H89V225H86ZM96 226V227H97ZM6 227V226H5ZM74 227V226H73ZM80 227H82V226H80ZM95 227V226H94ZM93 227V228H94ZM96 227H95V229H96ZM16 228V227H15ZM25 228H28V226H25V227H23V231H25L26 229ZM85 228V227H84ZM98 228V227H97ZM197 229V234L195 235V237H194V244H198L199 243V241H200V239H201V237H200V230H199V227L197 226L196 227ZM18 229V228H17ZM21 229V228H20ZM81 229H83V228H81ZM101 229V230H102ZM30 230H31V228H30ZM84 230V229H83ZM56 231V230H55ZM72 231V230H71ZM104 231V232H105ZM74 232V231H73ZM76 232V231H75ZM80 232L81 231H79V233L77 232V234H78V236L80 235ZM99 232V231H98ZM97 232V233H98ZM57 233V232H56ZM87 233H88V235L89 236H94V235H96L97 233H96V231L94 230V229H90L89 231H87ZM27 234H29V233H27ZM35 234V233H34ZM54 234V233H53ZM52 234V235H53ZM58 234V233H57ZM62 234V233H61ZM66 233H64L63 235H65ZM74 234V233H73ZM98 234H100V232L98 233ZM97 234V235H98ZM160 234H162L161 236H160ZM18 235V234H17ZM32 235V234H31ZM54 235H56V234H54ZM53 235V236H54ZM165 235V234H164ZM35 236V235H34ZM34 236H31L30 237V234L28 235V238H32L33 239V241L34 242H36V236L34 237ZM60 236V235H59ZM68 237H66V239H63V238H61V239H59V240H57V241H59L60 243H61V245L63 244V242L65 241L66 242V240L68 241V240H70L71 239V241H72V237L73 238H75V236L74 235H70V231H69V235H67ZM99 236V235H98ZM101 236V235H100ZM103 236V235H102ZM101 236V237H102ZM27 237V236H26ZM43 237L41 238L42 240H43ZM56 237H57V239H58V235H56ZM159 237H162L161 239L159 238ZM51 239H53L54 237H50ZM60 238V237H59ZM100 238V237H99ZM169 238V237H168ZM168 238L167 239H165V241L167 240L168 241ZM32 239L30 240V241H32ZM39 239V237H37V240ZM56 239V238H55ZM101 239V238H100ZM104 239V238H103ZM42 240H38V241H42ZM76 240V239H75ZM32 241V243H34ZM37 241V242H38ZM50 241V240H49ZM56 241V240H55ZM73 241H74V239H73ZM77 241V240H76ZM59 242H57V243H59ZM64 242V243H65ZM19 243V242H18ZM50 243V242H49ZM59 243V244H60ZM68 243H69V241H68ZM72 243V242H71ZM75 243V242H74ZM162 243H164V244H162V245H165V242H162ZM45 244V245H46ZM83 244V243H82ZM167 244V243H166ZM25 246V245H24ZM27 246V245H26ZM29 246V245H28ZM67 246V245H66ZM6 246H4V244H3V240H2V238L0 237V259H2V260H5V264H34V261H35V259H36V256H35V259H33L32 257H33V255H32V250H31V248L30 249H25V248H23V250L22 251H20L21 253L20 254H16L14 251H12V249H11V251L10 250H8L7 248H5ZM50 247V246H49ZM57 247V246H56ZM70 247V246H69ZM73 247V246H72ZM22 248V247H21ZM55 248V247H54ZM58 248V247H57ZM102 248V247H101ZM47 249H49L48 248V246H47ZM68 249V248H67ZM164 249H165V251H164ZM58 250V249H57ZM94 250V249H93ZM47 251V250H46ZM55 251V250H54ZM61 251V250H60ZM58 252V251H57ZM47 253L48 254H50V252L49 251H47ZM44 254L45 256H47L48 258H43L44 259V262H43V264H48V262L47 261H49L48 259H49V255L48 254ZM52 254V253H51ZM35 255V254H34ZM93 256H94V254H92ZM51 257V256H50ZM42 258V257H41ZM39 259V260H42V259ZM93 258V257H92ZM64 259V258H63ZM168 259V258H167ZM166 259V260H167ZM1 260V261H2ZM51 260V259H50ZM91 260V259H90ZM100 260H97L98 262L100 261ZM43 261V260H42ZM94 261V260H93ZM96 260H95V264H96V262H97ZM139 262V263H138ZM1 263V262H0ZM4 263V262H3ZM60 263V262H59ZM92 263H94V262H92ZM140 263V264H141ZM55 264V263H54ZM64 264V263H63Z\"/></svg>",
	"mask_w": 264,
	"mask_h": 264
}]
</instances>
